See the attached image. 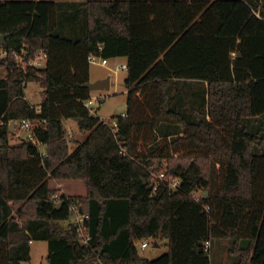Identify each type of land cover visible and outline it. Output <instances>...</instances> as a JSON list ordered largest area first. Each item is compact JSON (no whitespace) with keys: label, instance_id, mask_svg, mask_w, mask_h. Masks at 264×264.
I'll list each match as a JSON object with an SVG mask.
<instances>
[{"label":"trees","instance_id":"1","mask_svg":"<svg viewBox=\"0 0 264 264\" xmlns=\"http://www.w3.org/2000/svg\"><path fill=\"white\" fill-rule=\"evenodd\" d=\"M61 1L0 0V264L30 260L33 240L48 241V264H212L205 244L217 237L231 240L234 264H264V133L245 121L264 117V0H80L76 38L55 32ZM23 49L26 60L45 50L46 65L25 72ZM92 52L127 57V116L105 121L85 105ZM32 80L40 112L26 98ZM181 80L206 83L204 114L172 104ZM22 119L45 154L10 143ZM68 119L88 132L74 148ZM51 178L83 180L87 194H60ZM74 202L89 214V245L63 222ZM150 237L168 251L142 256L137 242Z\"/></svg>","mask_w":264,"mask_h":264},{"label":"rangeland","instance_id":"2","mask_svg":"<svg viewBox=\"0 0 264 264\" xmlns=\"http://www.w3.org/2000/svg\"><path fill=\"white\" fill-rule=\"evenodd\" d=\"M56 20L57 26L55 32L60 33L67 37H82L86 33V14L85 8L80 0H62L56 8ZM6 50L2 44H0V58L6 56ZM15 55V54H14ZM26 54H24L25 56ZM16 58V57H15ZM109 64L104 65L99 61L90 62V80L95 81L100 78L111 76V89H97L92 90L93 96H98L99 99L94 102V111L96 115L102 119H112L114 116L120 114L121 111L126 109H120V106L127 100V92L125 87V78L127 75L126 69H116V66L126 62L124 57H113L108 59ZM8 74L7 67L0 64V77H5ZM179 89L176 98L172 99V104L185 109L188 117H193V107H198L204 114L207 111V103L205 102V88L203 82L181 80L179 83ZM26 96L30 103L37 105L42 101L44 95V88L40 81L32 80L27 82ZM105 97V100H101ZM249 119H245L247 121ZM69 125L73 132L70 135L71 145L74 148L75 139L82 138L81 132L78 128V124L75 120L69 119ZM68 125V126H69ZM171 127H178L168 123ZM258 125V124H257ZM259 126V125H258ZM70 129V128H69ZM253 131L257 129H253ZM28 131L21 127L19 123L14 129H11L10 143L19 144L23 140H27ZM41 146L42 150H45V146ZM153 178H156V174H153ZM71 194H86L87 187L83 180H67L66 188ZM200 193V191H199ZM73 217L64 220L65 224H68ZM148 242V246L143 248L142 242ZM231 246V240L228 238H213L211 240L210 255L212 264H234L237 258L229 253ZM137 247L142 256L148 258H156L168 251L167 239H155L145 238L137 242ZM49 254V243L47 240H35L32 243L31 259L25 261L24 264H48L47 256Z\"/></svg>","mask_w":264,"mask_h":264},{"label":"built area","instance_id":"3","mask_svg":"<svg viewBox=\"0 0 264 264\" xmlns=\"http://www.w3.org/2000/svg\"><path fill=\"white\" fill-rule=\"evenodd\" d=\"M100 49H102V47H100ZM15 57H16V61H17V66L24 69L25 72L28 71L29 66H39V67H43L46 65L47 63V58H48V54L45 50H40L39 53L34 57L31 58L29 60L25 59L24 54H26V50L23 49L21 52H15ZM109 58H106L104 56H102L100 53L97 52H92L89 54L88 56V60L90 62H97L99 61L101 64L104 65H108ZM128 68V64L127 62L119 64L116 66V69H127ZM27 98V96H26ZM28 99V98H27ZM99 99L98 96H91L90 98H88L87 100H85V105L87 107H89L91 109V111L96 115V111H94V102L97 101ZM36 108V111L40 112L41 111V105L40 103L37 105H33ZM122 116H127V112L125 111H121L120 113ZM105 121H108V119H104ZM21 124V127L26 129L28 131L27 134V138L30 139L31 141H33L34 144L38 145L41 149V146L44 145L41 141H39L36 137H35V132H34V123L30 120V119H22V120H18L16 121V126L18 124ZM113 124L115 126H117V122L113 121ZM42 153L45 154V151H43L41 149ZM166 177L164 172H161L159 174L156 175L157 179H164ZM180 184V181L178 178H173L170 183L169 186L171 189H176L178 187V185ZM157 186H155V190H156ZM196 197H200V193L199 192H195L194 194ZM56 197H58V195H56ZM71 213H72V217H73V221L75 222L76 226H77V230L79 232V236H80V241L82 242V244L84 245H89L90 243V234L88 232V225L86 224V218L89 216L88 213H84L80 210V204L79 202H74L71 205ZM148 246V242L145 240L142 242V247L145 248ZM205 249L207 251L211 250V241H207L205 244Z\"/></svg>","mask_w":264,"mask_h":264},{"label":"crops","instance_id":"4","mask_svg":"<svg viewBox=\"0 0 264 264\" xmlns=\"http://www.w3.org/2000/svg\"><path fill=\"white\" fill-rule=\"evenodd\" d=\"M118 57H124L125 59H126V62H127V57L126 56H118ZM202 82V81H201ZM204 84V86H206L205 84L206 83H203ZM128 89L126 88V92H127V94H128ZM125 103H127V100H125ZM123 105V104H122ZM122 105L120 106V108L122 107ZM121 113V112H120ZM206 115V114H205ZM247 119H249V120H247L246 121V123H247V125L250 127V130H252V128L253 129H261V128H263V133H264V125H263V121H264V117L262 116V115H258V116H254V117H249V118H247ZM69 120V119H68ZM68 120H66L65 121V124H66V126H67V128H68V133H69V137H70V135H72L73 134V132H75V131H73L72 129H71V127H70V125H69V121ZM259 126H258V125ZM69 125V126H68ZM70 128V129H69ZM256 131V130H255ZM81 132V135H83V137L82 138H76V139H78V140H84L85 138H86V136L88 135V132H82V131H80ZM45 147H46V145H44ZM43 146V147H44ZM76 146V144L74 145V147ZM73 148V147H72ZM42 149V148H41ZM43 151H45L46 152V148H45V150H43ZM67 180H80V179H55V178H51L50 179V186L51 187H53V188H56L57 189V192L58 193H66L67 195H71V196H76V195H74V194H71L69 191H67L65 188H66V181ZM57 193V194H58ZM87 194V193H86ZM86 194H78V195H86ZM33 241H35V240H33ZM33 241L31 242V251H32V243H33ZM231 247V246H230ZM230 249V248H229ZM24 262L25 261H23V264H24Z\"/></svg>","mask_w":264,"mask_h":264},{"label":"water","instance_id":"5","mask_svg":"<svg viewBox=\"0 0 264 264\" xmlns=\"http://www.w3.org/2000/svg\"><path fill=\"white\" fill-rule=\"evenodd\" d=\"M9 33H2L0 34V44L4 45L6 43V38ZM3 58H0V62H2ZM86 87L90 88L91 90L97 89H111V76H107L104 78L97 79L95 81H88L84 84ZM101 100H105V97ZM120 109H127V103H124ZM16 126V120H13L11 123V129H14ZM205 195H208V190L205 191ZM63 201H60L57 205L60 207Z\"/></svg>","mask_w":264,"mask_h":264}]
</instances>
